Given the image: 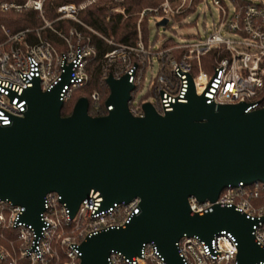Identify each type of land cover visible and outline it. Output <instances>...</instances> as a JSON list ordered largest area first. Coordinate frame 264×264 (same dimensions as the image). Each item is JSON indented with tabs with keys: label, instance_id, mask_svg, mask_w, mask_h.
Segmentation results:
<instances>
[{
	"label": "water",
	"instance_id": "95a60500",
	"mask_svg": "<svg viewBox=\"0 0 264 264\" xmlns=\"http://www.w3.org/2000/svg\"><path fill=\"white\" fill-rule=\"evenodd\" d=\"M168 21L162 17L158 25ZM106 81V103L114 105L107 114H91L83 95L64 115V81L43 90L35 78L25 90V114L0 125V198L24 205L22 217L40 231L50 191L62 194L72 215L92 189L103 194V206L140 196L141 210L125 227L87 236L80 264H110L112 250L140 255L149 241L168 264H184L182 236L210 241L222 230L239 241L238 264L264 260L253 233L257 219L219 204L192 214L189 205L192 195L216 200L228 184L264 181V107L207 102L191 88L187 101L163 114L145 101L140 116L130 109L135 83L129 75L110 74Z\"/></svg>",
	"mask_w": 264,
	"mask_h": 264
},
{
	"label": "built area",
	"instance_id": "2783aa9c",
	"mask_svg": "<svg viewBox=\"0 0 264 264\" xmlns=\"http://www.w3.org/2000/svg\"><path fill=\"white\" fill-rule=\"evenodd\" d=\"M95 1V0H94ZM196 0H164L158 6L145 7L140 12L138 37L134 42H122L97 31L80 17L82 3L64 1L53 4L56 15L47 17V0H2L0 8L22 10L34 8L44 23L11 31L5 25L6 39L0 41V125L10 124L23 116L27 109L25 90L39 78L43 90L62 83L60 98L69 101L76 90L90 81L89 63L98 54L91 36L77 26L67 31L54 26L55 21L70 19L85 25L100 35L111 48L102 59L104 81L110 74L120 78L129 75L135 83L130 109L144 115V102L150 101L159 113L187 101L189 91L204 95L207 102L248 103L247 111L264 107V0H230V11L224 0L212 1L221 11L205 34L177 41L166 38L159 48L145 40L141 20L152 14L155 20L170 19L190 10ZM167 25L165 27H167ZM51 28L66 42L58 48L43 30ZM159 60L157 73H152L148 89L152 95L136 98L143 86L148 66ZM93 115H105L114 105L101 100V93H92ZM107 99V98H106ZM264 181L228 184L216 200L189 197L191 213L204 214L216 204L234 206L247 217L257 219L253 226L255 240L264 247ZM104 196L93 189L72 215L62 194L50 191L45 195L40 231L22 215L25 206L0 198V264H80L81 243L103 229L125 227L141 210V197L130 201H114L103 206ZM184 264H238L240 248L236 236L227 230L214 235L210 241L199 235L185 234L177 242ZM110 264H168L155 241L145 242L140 255L129 257L123 251L112 250ZM256 264H264V260Z\"/></svg>",
	"mask_w": 264,
	"mask_h": 264
},
{
	"label": "trees",
	"instance_id": "16d2710c",
	"mask_svg": "<svg viewBox=\"0 0 264 264\" xmlns=\"http://www.w3.org/2000/svg\"><path fill=\"white\" fill-rule=\"evenodd\" d=\"M2 0H0L1 2ZM23 1V0H18ZM65 0H47L46 7L50 10V17L56 15L53 9V4H60ZM82 2L83 0H75ZM164 0H121L115 2L113 0H97L89 4L85 9L81 10V18L88 25L93 27L99 32L105 35L112 36L118 41L122 42H134L138 37V19L140 17L139 12L145 7L158 6ZM199 0H196L193 4V9ZM124 7V12H115L110 18L107 17L111 7L114 6ZM190 9V10H191ZM189 11V10H188ZM186 11V12H188ZM186 12L176 15V18L182 17ZM127 14V15H126ZM151 14H146L141 20V28L145 40H148L149 35V20ZM43 23L38 16V11L34 8H24L22 10L11 9L8 11L0 8V41L6 39V33L3 29V25L9 28L11 31H17L26 27H37ZM72 25H77L84 33L91 35L92 43L96 46L98 54L89 63L90 81L76 90L74 96L64 103L62 113L68 115L72 112L75 102L80 96H87L90 100V107H92V93L95 90L100 91L101 100L105 102L106 98L110 93L109 85L104 81L102 74V59L106 51L111 46L103 39L100 35L90 30L85 25L72 21L70 19H64L62 21H55L54 26L58 29L67 31ZM170 25H167L169 27ZM44 36L49 38L58 48H65V40L51 28H45L43 30ZM2 264H8L3 262Z\"/></svg>",
	"mask_w": 264,
	"mask_h": 264
},
{
	"label": "rangeland",
	"instance_id": "374dc122",
	"mask_svg": "<svg viewBox=\"0 0 264 264\" xmlns=\"http://www.w3.org/2000/svg\"><path fill=\"white\" fill-rule=\"evenodd\" d=\"M65 1H68V0H65ZM71 1H75V0H71ZM95 1L94 0H83L82 2H80L84 6L81 10L85 9L89 4ZM113 1L120 2L121 0H113ZM224 3L227 4V6L229 7L231 11L233 8V5L230 2V0H224ZM53 9L55 10L54 7ZM118 11L124 12V7L119 6V5L111 7L108 12L107 17L110 18L113 13L118 12ZM49 13H50V10L47 9V17H50ZM139 15H140V12H139ZM220 15H221V11L212 1L200 2L193 9L186 12L184 16L179 17V18L175 17V19L171 18L170 19L171 25L169 27L157 25V21L155 20V17L151 14L150 20H149L148 41L150 44L154 42V47L157 49L161 46L162 42L166 38H173L177 41H182L184 38L188 37V35H191L189 36V38H194L195 35L193 34H205L206 29L211 27L212 22L218 21L220 19ZM140 17L138 21L140 20ZM85 35H88V34L85 33ZM158 68H159V60L155 58L153 66H148L146 70V73H145L146 78L144 79L143 86L140 87V89L138 90L136 98L141 97L143 95L147 99H151L152 95L148 89V85H149L152 73H157ZM262 204H264V199H260L258 201V205H262Z\"/></svg>",
	"mask_w": 264,
	"mask_h": 264
}]
</instances>
